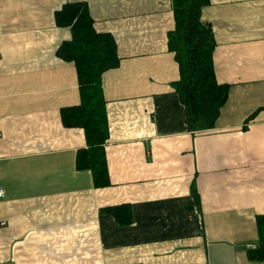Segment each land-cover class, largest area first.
<instances>
[{"label": "crops", "instance_id": "1", "mask_svg": "<svg viewBox=\"0 0 264 264\" xmlns=\"http://www.w3.org/2000/svg\"><path fill=\"white\" fill-rule=\"evenodd\" d=\"M76 3L120 58L102 77L105 185L62 119L81 96L55 14ZM0 14V264H264L248 254L264 217V0L202 10L230 95L196 132L174 87L172 0H0Z\"/></svg>", "mask_w": 264, "mask_h": 264}, {"label": "trees", "instance_id": "2", "mask_svg": "<svg viewBox=\"0 0 264 264\" xmlns=\"http://www.w3.org/2000/svg\"><path fill=\"white\" fill-rule=\"evenodd\" d=\"M172 5L175 29L168 34V47L180 71L174 87L186 108L189 131L210 130L230 95V86L217 81L213 58L216 41L212 26L202 20V10L210 0H172ZM55 21L58 27L71 29V41L63 43L57 55L76 67L81 96L79 106L62 110V119L66 126L85 131L88 149L81 151L78 167L91 169L96 184L105 185L108 168L104 145L109 127L102 77L120 64L117 45L112 35L96 32L84 3L66 4L55 14ZM258 226L259 246L248 254L250 260L264 262V217L258 218Z\"/></svg>", "mask_w": 264, "mask_h": 264}, {"label": "built area", "instance_id": "3", "mask_svg": "<svg viewBox=\"0 0 264 264\" xmlns=\"http://www.w3.org/2000/svg\"><path fill=\"white\" fill-rule=\"evenodd\" d=\"M0 21H1V14H0ZM3 194H4V192H3V191H0V197H2ZM4 224H5V223H2V225H4Z\"/></svg>", "mask_w": 264, "mask_h": 264}]
</instances>
